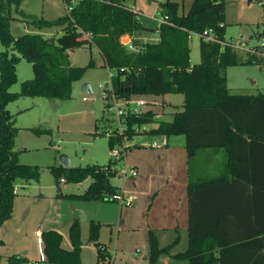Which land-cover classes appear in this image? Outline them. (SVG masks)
Segmentation results:
<instances>
[{
  "label": "trees",
  "instance_id": "16d2710c",
  "mask_svg": "<svg viewBox=\"0 0 264 264\" xmlns=\"http://www.w3.org/2000/svg\"><path fill=\"white\" fill-rule=\"evenodd\" d=\"M128 1L80 0L70 12L46 19L26 14L20 0H0V46L4 47L0 50V229L13 213L16 180H38L40 175L38 165L22 163L18 158L15 137L19 127L7 106L21 96L70 98L73 84L88 67L96 65L93 57L86 65L72 64L70 51L88 44L99 49L104 66L114 73L112 85L119 98L171 92L184 96L183 110L175 111L170 119L157 120L152 108L141 114L129 108L126 114L129 141L145 125L150 126L145 131L153 135H183L189 159L187 247L173 253L180 237L162 245L159 231L149 229V264H161L164 255L188 264H264V92L232 93L226 73L231 65L264 63V58L250 54L241 59L235 48L224 43L225 0H193L183 13L179 2L163 0L160 10L168 21L157 27L144 24ZM13 6L30 17L29 22L35 26H61L62 33L27 32L14 36ZM157 28V42L137 37L157 33ZM209 28L217 40L199 38L201 61L192 64L190 32ZM86 33L92 37L89 39ZM125 35L132 37L134 49L121 43ZM22 57L32 62L34 74L22 81L19 91H12ZM121 140L120 136H110L109 146L113 148ZM205 150H223L222 172L194 175V158ZM114 162L110 159L104 165H60L51 169L57 181L61 177L73 182L93 179L82 193L67 194L72 198L115 200L120 189L111 182L117 173ZM101 226L102 222L91 220L88 239L98 242L96 264H111V252L99 241ZM42 237L46 264H84L79 218L69 227L70 247L63 244V234L56 229L44 230ZM1 257L0 253V260ZM20 259L13 256L11 261L18 264Z\"/></svg>",
  "mask_w": 264,
  "mask_h": 264
},
{
  "label": "rangeland",
  "instance_id": "374dc122",
  "mask_svg": "<svg viewBox=\"0 0 264 264\" xmlns=\"http://www.w3.org/2000/svg\"><path fill=\"white\" fill-rule=\"evenodd\" d=\"M161 1L163 0H129L128 3L136 8V11L140 13V18L147 25H155L159 24L156 16L162 15L159 9ZM179 2L181 3L179 11L183 13L189 9L192 0H179ZM225 3L226 40L235 43L243 42L245 46L236 48V51L241 59L246 58L252 54L249 50L260 47L264 40V0H225ZM20 8L26 14H34L46 19L57 18L66 11L63 0H20ZM13 15L15 18L11 21V31L14 36L27 32L44 33L42 31H47L46 33L55 31L57 35L62 33L61 26L53 28L35 26L29 22L30 17L17 12L14 6ZM145 36L149 35L140 34L137 37L143 40ZM3 48L0 46V50ZM190 48L191 63H199L201 53L200 39L197 35L191 37ZM70 57L74 65H86L91 57L96 62L95 66L88 67L83 77L73 84L70 98L21 96L7 106L15 114L17 127L27 125L21 126L19 133L16 134L15 150L25 146L26 148L18 153L20 160L24 161L22 163L37 164L40 168V175L38 180L32 179L30 182L25 178L16 180L19 193L15 196L13 213L0 229V237L5 240L0 246L2 255L0 264H14L11 261L13 256L21 258L18 264H31L32 262L46 264L42 245L37 242L36 229L43 232L52 226L62 227L65 233L63 244L67 247L71 246L69 227L65 221L71 217L77 204L78 209H82L84 200L72 198L67 194L79 193L93 179L89 177L82 182L66 181L60 183V188L51 167L64 165L61 161L62 154L68 156L70 166L93 163L104 165L110 159L114 160L113 165L118 171L111 177V182L128 192L129 190L124 188L126 177L122 171L126 169L129 172L133 167H126V153L130 154L131 151H135L138 144L145 138L150 142L149 145L139 147L144 148L147 153L158 152L159 149L152 148L150 144L155 140L161 142L164 138L163 135H153L145 131L150 127L145 125L130 141L131 144L126 153L117 157L113 155V149L109 146V134L103 132L106 126L116 124L113 114L106 110L107 101L103 97V87L110 84V70L104 66L103 57L96 46L90 47L88 44L77 46L71 49ZM226 71L227 83L232 93L251 94L264 91L263 62L231 65ZM17 73L18 80L11 86L12 91H19L22 81L33 77L32 62L22 57L17 63ZM86 82L90 85V91L82 89ZM100 83H103V86ZM142 99L146 101V104L141 108H152L157 112V120L170 119L175 111L183 110L184 96L181 93L145 95ZM170 137L178 138L177 140L185 138L183 135ZM130 148H132L131 151ZM60 192L67 196L61 195ZM85 202H88L85 204H92L96 209V203L86 200ZM101 204L110 210L118 209V212L121 206L124 209L132 206V204H125L119 200L103 201ZM95 209L86 207L85 212H77L81 222L83 241H87L83 244L84 249L81 250V259L84 264L97 263L96 241L88 239L90 221L92 217L95 218L94 215H97ZM27 211H30L29 219L21 221L20 219H24ZM133 215V226L136 225V227L121 232L123 248L116 249L115 247L118 238V221L102 222L99 241L108 245L112 255V264H149V240L146 226L141 224L144 218L148 217L145 212L141 211ZM116 216L119 219V213H115ZM181 241L182 246L179 249L183 250L187 247V231L181 232Z\"/></svg>",
  "mask_w": 264,
  "mask_h": 264
},
{
  "label": "crops",
  "instance_id": "0c3cea01",
  "mask_svg": "<svg viewBox=\"0 0 264 264\" xmlns=\"http://www.w3.org/2000/svg\"><path fill=\"white\" fill-rule=\"evenodd\" d=\"M173 1L179 2V0H173ZM63 3L65 4L64 0ZM134 9L136 10V8ZM63 14L64 12L62 13V15ZM140 19L142 20V18ZM142 22L147 25L145 21L142 20ZM158 25L159 24L156 23L155 25H148V26L157 27ZM42 32H44L43 34H47V35L57 34L55 31H49V33H46L47 31L46 32L42 31ZM150 34L153 33H149L145 35H150ZM123 37L127 39L131 38L129 35H125ZM228 87L230 90L231 87L229 85ZM251 94H256V93H251ZM21 126L25 127L27 125H20L18 127L20 128ZM18 133L19 132H17V134ZM166 138L168 141L166 145H163L161 147H156L157 149H159L158 152L147 153L144 148L139 147V146L149 145L148 143L150 142H148V140H146L145 138V140H142V142L138 144V148L135 151L134 150L131 151L132 148H130L131 151L130 154L128 152L126 153V160H125L126 167H130V168L133 167L138 171V174L136 176H128L127 178H125L124 188H127L129 190L128 192L125 191V195L127 197L130 195L136 196L132 202V206H129L126 209H124V207L121 206L118 212V209L110 210L107 206L101 204L103 201H112V200H101V199L86 200V201H90V203H96V209L92 204H85L88 202H85L84 200V204H82L81 206L82 209H78L79 205L77 204L74 211L70 215L71 217L66 219L65 224H67L68 227H70L72 221L75 218H79L77 212H81V211L85 212L86 207H88L89 209L94 208L95 212H97V215H94L95 218H98L97 221L106 222V223H111L114 222L115 220L118 221L119 223L118 238L115 242V247L116 249H118L120 247L123 248L121 246L122 245L121 232L136 227V225L133 226V221H134L133 214H137L138 211H141L143 213L145 212L148 217L147 219L144 218L143 222H141V224H145L146 226L145 228L147 231V239H148L149 229H156L159 231L160 241L162 245L168 244L170 241L174 240L175 237L179 236L180 241L174 247L173 253L177 251H181L182 249H179V247L182 246L181 232L187 231V236H188V227H189V198H188L189 159H188L187 149L185 147V138L184 139L179 138V140H177L178 138H171V137H166ZM170 142H172L171 145ZM15 144H16V140H15ZM24 148L26 147L24 146L22 148L20 147L19 149H17L18 153ZM18 158L20 160L19 155ZM224 162H225V154L223 150H218V151L205 150L200 152L194 158V162L192 164V172L194 173V175L200 177L213 176L222 172ZM113 168L116 169L114 165ZM64 182L66 181L59 180L58 186L60 187V183H64ZM89 185L90 184L85 186L83 190L80 191L79 193H82ZM121 190L123 189L121 188L120 191ZM72 193H77V192H72ZM85 205H90V206H85ZM29 212L30 211H27L24 219L21 218L20 220L27 221L30 217ZM115 213L116 214L119 213V219H117L118 216L115 217ZM95 218L92 217L91 220H96ZM49 229H56L59 232H61L63 236L65 234L64 231H62L63 230L62 227H59L57 225L52 226ZM37 230L40 229H36L35 231L37 232ZM35 234L37 235V233ZM1 239L5 241L3 238ZM37 242L42 245V250H43V243H40L38 239ZM86 242L87 241H84V244ZM102 244L109 250V247L106 243L102 242ZM95 245L97 246L98 242H96ZM84 247L85 245H83L82 250L84 249ZM161 264H188V262L186 260H175L172 259L169 255H164L161 258Z\"/></svg>",
  "mask_w": 264,
  "mask_h": 264
},
{
  "label": "built area",
  "instance_id": "2783aa9c",
  "mask_svg": "<svg viewBox=\"0 0 264 264\" xmlns=\"http://www.w3.org/2000/svg\"><path fill=\"white\" fill-rule=\"evenodd\" d=\"M80 0H65V5H66V11L70 12L73 7L74 4H76L77 2H79ZM158 16H156L159 20V25L162 24L163 22H167L168 21V16L167 15H160L158 14ZM157 33L154 34H150L149 36H145L143 38L142 41L147 42V41H151V42H157L160 40V36L158 35L159 33V28H157L156 30ZM193 35H197L199 38H205L208 40H217V37L214 35L213 29L209 28V29H205L202 32H190L189 38L191 39V37ZM86 36L90 39L92 37L91 33H86ZM120 41L122 44L128 46L130 49H134V45L132 43V37L130 39H125L123 36L120 38ZM225 44H228L230 46H232L233 48H243L245 45L243 42L238 41L237 43L235 42H224ZM252 54H256L259 55L261 57L264 58V40L262 41V44L260 47L258 48H253L249 50ZM110 72V84L109 86H104L103 87V97L106 99L107 101V105H106V110L110 113L113 114L114 120L116 122L115 125L113 126H106V128L104 129L103 132L109 134L110 136H120L121 137V142L116 144L112 149H113V155H115L116 157L119 155H123L124 153H126L127 148L129 147V145L131 144L130 141L127 138L126 132L128 130V125L126 122V114L128 112V109L130 108L132 110V112L136 113V114H141L142 111L144 110L143 108H141L143 105L146 104V101H144V99L141 98H129V99H123V98H119L113 88L112 85V76H113V72ZM103 86V83H100ZM139 131L141 130L138 129ZM167 138L164 137V139L162 140V142H159L157 140L153 141L150 145L152 147H161L163 145L167 144ZM122 174L124 175V177H128V176H136L138 174V171L135 168H131V170L128 172L126 169L122 171ZM61 181H65L64 177H61L60 179ZM18 189H16V193H18ZM135 198L134 195L131 196H126L125 195V190H121L118 194L114 195V199L115 200H119L121 202H125V204H132L133 199ZM37 236H38V240L40 243H43V237H42V231L37 230ZM38 264V263H36Z\"/></svg>",
  "mask_w": 264,
  "mask_h": 264
},
{
  "label": "water",
  "instance_id": "95a60500",
  "mask_svg": "<svg viewBox=\"0 0 264 264\" xmlns=\"http://www.w3.org/2000/svg\"><path fill=\"white\" fill-rule=\"evenodd\" d=\"M82 89H83L84 91H90L91 89H90V85H89V83H87V82L84 83ZM61 161H62V163H63L66 167H69V166H70V159L68 158L67 155L62 154V155H61Z\"/></svg>",
  "mask_w": 264,
  "mask_h": 264
}]
</instances>
